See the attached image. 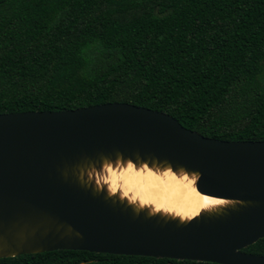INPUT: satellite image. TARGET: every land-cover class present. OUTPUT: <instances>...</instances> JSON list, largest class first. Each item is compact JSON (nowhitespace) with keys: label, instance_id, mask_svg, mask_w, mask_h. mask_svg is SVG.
Returning a JSON list of instances; mask_svg holds the SVG:
<instances>
[{"label":"trees","instance_id":"1","mask_svg":"<svg viewBox=\"0 0 264 264\" xmlns=\"http://www.w3.org/2000/svg\"><path fill=\"white\" fill-rule=\"evenodd\" d=\"M108 102L264 140V0H0V113ZM0 264L218 263L54 250Z\"/></svg>","mask_w":264,"mask_h":264},{"label":"water","instance_id":"2","mask_svg":"<svg viewBox=\"0 0 264 264\" xmlns=\"http://www.w3.org/2000/svg\"><path fill=\"white\" fill-rule=\"evenodd\" d=\"M117 155L196 172L199 193L240 203L181 223L75 175L80 164ZM263 237L264 140L207 137L127 102L0 113V257L84 250L264 264V255L241 251Z\"/></svg>","mask_w":264,"mask_h":264},{"label":"bare ground","instance_id":"3","mask_svg":"<svg viewBox=\"0 0 264 264\" xmlns=\"http://www.w3.org/2000/svg\"><path fill=\"white\" fill-rule=\"evenodd\" d=\"M129 162L134 165L132 173L127 172V163ZM169 171L175 177L174 179L164 174ZM148 172H152L153 175L149 177ZM84 173L91 177L98 176L103 178L110 186H112V181L115 179L118 188L121 187L122 189L125 187L139 188L143 185L152 198V202L148 203L149 206L152 205L151 210L162 211L166 214V218H175L181 223H185L201 214L218 213L224 208L232 207L240 203L236 200L221 199L201 194L196 190L195 183L192 185L195 188V192L191 191L187 186V181L183 180V176L187 174L189 179H191L193 174L198 173L187 171L180 167L173 169L165 162L157 163L156 161H142L140 159L131 160L129 158H123L120 155H117L115 158L102 157L99 160L83 163L75 167V175L77 178ZM112 173L116 174L115 177H113ZM136 173H140V175L137 176ZM204 197L232 201L233 203L203 206L202 198ZM156 203L166 204L171 210L164 208L157 209ZM180 208L185 209V211L193 208H197L198 210L193 214L184 215V213H178L175 210ZM3 253L0 250V254Z\"/></svg>","mask_w":264,"mask_h":264},{"label":"clouds","instance_id":"4","mask_svg":"<svg viewBox=\"0 0 264 264\" xmlns=\"http://www.w3.org/2000/svg\"><path fill=\"white\" fill-rule=\"evenodd\" d=\"M133 169H134V165L132 163H127V172L128 173H132L133 172ZM166 176L168 177H171V178H175L173 177V174L169 171V172H165L164 173ZM113 177H115V173H112ZM137 176L140 175V173H136ZM153 175L152 172H148V176L151 177ZM199 178V175L198 174H193L192 175V178L189 179L188 175L185 174L183 176V180L187 181V186L191 189V191L195 192V188L192 187V185L195 183V180ZM116 188H117V185H116V180L113 179L112 181V187H111V191L114 193L116 192ZM129 192H134V195L131 197L132 200H136L137 197H139L140 199V202L142 204H148L150 202H152V198L151 196L147 193V189L141 185L139 188H135V187H125L124 188V192H123V195L124 196H128ZM203 199V206H208V205H217V204H230V203H233L232 201H222V200H215V199ZM156 207L157 209H160V208H164V209H168V210H171L169 209V206L166 205V204H163V203H156ZM178 213H184V215H190V214H193L195 211H197L198 209L197 208H193L191 210H188V211H185V209L183 208H180V209H175Z\"/></svg>","mask_w":264,"mask_h":264},{"label":"rangeland","instance_id":"5","mask_svg":"<svg viewBox=\"0 0 264 264\" xmlns=\"http://www.w3.org/2000/svg\"><path fill=\"white\" fill-rule=\"evenodd\" d=\"M78 179L82 183H84V182L91 183V185L93 186V188L95 190L105 191L107 195L112 196L114 198H117V199L129 204L137 210H143V211H146L148 214H152V215L162 216V214H163V217H166V214L163 213L162 211H159V210L152 211L151 210L152 205L149 206V204H142L140 202L139 197H137L136 200H132L131 197H132V195H134L133 192L132 193L129 192L128 196H124L123 195L124 189H122L121 187L118 188V186H117L116 192L113 193L111 191L112 186H110L108 183H106L103 178H100L98 176L91 177L88 174L84 173V174L80 175L78 177Z\"/></svg>","mask_w":264,"mask_h":264},{"label":"flooded vegetation","instance_id":"6","mask_svg":"<svg viewBox=\"0 0 264 264\" xmlns=\"http://www.w3.org/2000/svg\"><path fill=\"white\" fill-rule=\"evenodd\" d=\"M264 238V237H263ZM260 239H262V238H260ZM260 239H258V240H260ZM257 240V241H258ZM256 241V242H257ZM255 243V242H254ZM249 246V245H248ZM247 247V246H246ZM246 247H244L243 249H241V251H243V252H248V251H246V250H244ZM248 253H251V252H248ZM253 254H258V255H264V253H253Z\"/></svg>","mask_w":264,"mask_h":264},{"label":"snow or ice","instance_id":"7","mask_svg":"<svg viewBox=\"0 0 264 264\" xmlns=\"http://www.w3.org/2000/svg\"><path fill=\"white\" fill-rule=\"evenodd\" d=\"M204 199H208L207 197H204Z\"/></svg>","mask_w":264,"mask_h":264}]
</instances>
